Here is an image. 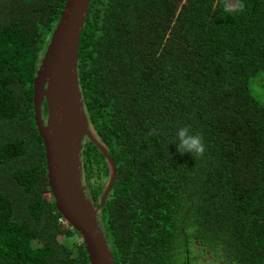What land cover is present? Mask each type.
Masks as SVG:
<instances>
[{"label":"trees","instance_id":"obj_1","mask_svg":"<svg viewBox=\"0 0 264 264\" xmlns=\"http://www.w3.org/2000/svg\"><path fill=\"white\" fill-rule=\"evenodd\" d=\"M65 1L0 0V264H89L54 204L34 120L33 79ZM236 2L89 6L78 86L116 166L98 211L115 264H264V0ZM182 125L203 135V157L177 152ZM81 160L97 204L106 159L85 137Z\"/></svg>","mask_w":264,"mask_h":264},{"label":"water","instance_id":"obj_2","mask_svg":"<svg viewBox=\"0 0 264 264\" xmlns=\"http://www.w3.org/2000/svg\"><path fill=\"white\" fill-rule=\"evenodd\" d=\"M92 1H65L33 79V109L57 210L79 232L89 264H115L98 211L114 183L116 166L88 124L77 76L79 42ZM85 137L102 152L109 170L97 204L88 196L83 177Z\"/></svg>","mask_w":264,"mask_h":264},{"label":"clouds","instance_id":"obj_3","mask_svg":"<svg viewBox=\"0 0 264 264\" xmlns=\"http://www.w3.org/2000/svg\"><path fill=\"white\" fill-rule=\"evenodd\" d=\"M244 8L241 0H237L234 9L242 11ZM156 129H151L149 134H155ZM172 143L176 144V150L180 153H191L195 157H203L206 151L204 137L201 133L195 132L189 125H182L176 129L174 140Z\"/></svg>","mask_w":264,"mask_h":264},{"label":"rangeland","instance_id":"obj_4","mask_svg":"<svg viewBox=\"0 0 264 264\" xmlns=\"http://www.w3.org/2000/svg\"><path fill=\"white\" fill-rule=\"evenodd\" d=\"M228 2H233V1H235V0H227Z\"/></svg>","mask_w":264,"mask_h":264}]
</instances>
